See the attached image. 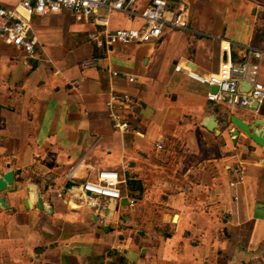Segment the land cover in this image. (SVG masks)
I'll return each mask as SVG.
<instances>
[{
	"label": "crops",
	"instance_id": "obj_1",
	"mask_svg": "<svg viewBox=\"0 0 264 264\" xmlns=\"http://www.w3.org/2000/svg\"><path fill=\"white\" fill-rule=\"evenodd\" d=\"M169 1L189 5V31L99 47L89 35L101 26L65 11L33 17V59L0 42V176L15 172L0 194V264H264V146L232 135L234 117L264 121V105L209 102L212 89L175 69L218 72L223 42L236 62L246 45L264 50V0ZM105 18L109 31L143 24L102 10ZM260 65L264 83V57ZM111 92L141 104L129 133L111 126ZM238 165L245 179L231 186ZM72 169L74 185L118 171L135 206L111 201L100 218L67 191Z\"/></svg>",
	"mask_w": 264,
	"mask_h": 264
},
{
	"label": "built area",
	"instance_id": "obj_2",
	"mask_svg": "<svg viewBox=\"0 0 264 264\" xmlns=\"http://www.w3.org/2000/svg\"><path fill=\"white\" fill-rule=\"evenodd\" d=\"M140 0H20L19 3L7 8L0 5V42L21 52L26 59H33L39 52V42L36 38L32 19L34 16H47L68 11L78 21L94 20L101 26L89 35V40L99 47L115 45H130L146 43L162 36L163 28L189 31L190 7L187 3L173 4L169 0H153L150 6L141 11L134 7ZM102 10L108 13L120 12L139 16L143 20L138 28H122L109 31L106 23L99 19ZM222 50L228 55L216 73H200L189 66L178 64L176 71H185L187 76L210 89L217 87V91H209L207 99L215 104H223L234 109L253 110L264 105V83L260 80V61L264 57V50L252 45L243 48V60L233 61L231 58L230 42L222 43ZM97 61L82 63L83 68L95 67ZM118 77V72H113ZM135 79L131 77L129 81ZM111 126L120 134L129 133L132 129V119L141 104L129 94L111 92L106 101ZM157 148L164 147L157 144ZM235 174L230 182L231 186L242 183L245 179V168L238 165L233 169ZM74 169L69 171L66 179L74 182ZM125 180L116 170L103 169L98 171L95 180H85L73 184L67 189L83 206L92 210L100 218H104L107 205L111 201L121 203L127 201L131 207L136 202L129 198L122 190ZM65 188L57 190V196L63 197Z\"/></svg>",
	"mask_w": 264,
	"mask_h": 264
},
{
	"label": "water",
	"instance_id": "obj_3",
	"mask_svg": "<svg viewBox=\"0 0 264 264\" xmlns=\"http://www.w3.org/2000/svg\"><path fill=\"white\" fill-rule=\"evenodd\" d=\"M178 1V0H172ZM226 61V58H224ZM213 92L217 91V87L212 88ZM253 110H257V107H254ZM232 123L236 129L232 131V135L236 138L239 136L240 131L243 132L249 139L254 141L259 146H264V121L263 120H256L252 125H247L237 117L232 119ZM15 177L14 171H8L7 173L0 176V194L7 190L8 187L13 185ZM73 186L72 182H68L67 188H71ZM0 204L3 207H7L5 204V199L3 197L0 198ZM39 208L43 209L42 201H38Z\"/></svg>",
	"mask_w": 264,
	"mask_h": 264
},
{
	"label": "rangeland",
	"instance_id": "obj_4",
	"mask_svg": "<svg viewBox=\"0 0 264 264\" xmlns=\"http://www.w3.org/2000/svg\"><path fill=\"white\" fill-rule=\"evenodd\" d=\"M11 5H14V4H11Z\"/></svg>",
	"mask_w": 264,
	"mask_h": 264
}]
</instances>
